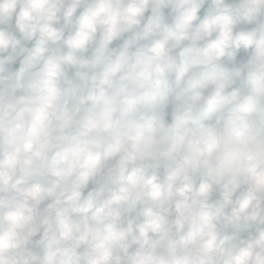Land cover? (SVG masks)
<instances>
[{"label":"clouds","instance_id":"1","mask_svg":"<svg viewBox=\"0 0 264 264\" xmlns=\"http://www.w3.org/2000/svg\"><path fill=\"white\" fill-rule=\"evenodd\" d=\"M0 264H264V0H0Z\"/></svg>","mask_w":264,"mask_h":264}]
</instances>
